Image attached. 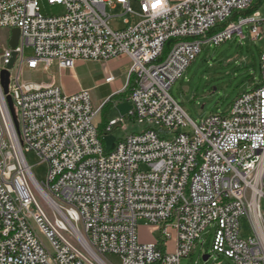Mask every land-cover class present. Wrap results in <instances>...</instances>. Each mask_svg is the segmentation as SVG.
Returning <instances> with one entry per match:
<instances>
[{"label": "built area", "instance_id": "built-area-1", "mask_svg": "<svg viewBox=\"0 0 264 264\" xmlns=\"http://www.w3.org/2000/svg\"><path fill=\"white\" fill-rule=\"evenodd\" d=\"M40 1L0 0V28L20 31L0 63L1 71L17 52L8 94L0 79V264H180L210 226L215 253L264 264V53L260 80L227 113L196 124L170 93L204 43L218 45L244 24L262 36L259 10L221 26L256 0H46L65 8L51 16ZM108 7L139 20L114 30ZM122 55L130 59L128 117L143 130L111 151L95 123L102 106L89 89L66 94L22 78L54 63L71 69ZM29 151L48 163L46 182L35 177ZM245 215L255 233L247 239L240 236ZM139 220L150 241L141 239Z\"/></svg>", "mask_w": 264, "mask_h": 264}, {"label": "rangeland", "instance_id": "rangeland-1", "mask_svg": "<svg viewBox=\"0 0 264 264\" xmlns=\"http://www.w3.org/2000/svg\"><path fill=\"white\" fill-rule=\"evenodd\" d=\"M172 3L183 0H169ZM134 11L138 12V6L133 3ZM41 12L44 15H60L65 12L63 6L50 5L46 0L40 1ZM259 11L264 15V3ZM110 14V26L114 30L124 29L129 26L125 21L128 19L130 24H134L139 17L134 14H123L121 7L116 9L107 8ZM232 21L231 19L227 22ZM250 24H244L241 32L234 33L230 39L223 41L218 45L204 43L202 50L197 58L187 68L184 75L177 79L170 88L172 97L185 109L189 118L196 124H200L212 114L227 113L233 101L241 93L251 89L260 80L261 68L260 59L264 53V32L261 37H255L250 32ZM264 31V25L262 26ZM11 30L0 28V63L3 48L9 45ZM33 55L32 48L25 49V56ZM112 68L117 74L116 81L111 84L100 83L96 88L91 89V98L95 105L106 106L101 109L95 123H102L108 113L111 116H122V112H129V105L126 97H114L111 101H104L106 94L121 81L128 80L125 73L128 68L126 61H122ZM1 69V64H0ZM22 78L25 82L44 83L50 80L51 72L24 70ZM101 82V77L97 78ZM94 81V80H93ZM96 83V82H95ZM94 83V84H95ZM72 85V83H71ZM85 86H88L85 83ZM115 100H120L121 106L115 104ZM129 109V110H128ZM128 130H121V124L114 126L110 131L105 127L101 129L100 137L106 151H111L115 144L125 135L138 133L143 130V125L136 120L127 118L125 121ZM191 128H180L177 133ZM192 131V130H191ZM175 133L170 134L173 137ZM26 159L32 166V171L40 183L46 182L49 166L43 161L35 151L26 152ZM262 211L264 213V200L262 201ZM140 237L143 241H150L152 235L149 233L146 223L139 220ZM215 229L210 226L204 231L197 240L195 247L190 254L181 259L180 264H235L232 259L213 251ZM157 237L160 232H156ZM240 236L242 238L254 237L255 233L248 217L240 218ZM46 245L49 244L46 241ZM209 258L204 260V256Z\"/></svg>", "mask_w": 264, "mask_h": 264}, {"label": "crops", "instance_id": "crops-1", "mask_svg": "<svg viewBox=\"0 0 264 264\" xmlns=\"http://www.w3.org/2000/svg\"><path fill=\"white\" fill-rule=\"evenodd\" d=\"M122 61H126L128 64L127 71L125 73V76H128L129 73V67H130V59L126 55H122L116 59L107 61V62H100V61H77L75 66L71 69H61L59 66L54 63L51 65V67L47 71L43 72H51V78L49 81L44 83H39L42 86H59L61 90L66 94H73L76 93L82 89H94L99 85L100 83H106L111 84L116 81L117 74L114 72V69L112 68L113 65H116ZM112 74L115 76V80L111 83H107L105 81V78ZM101 77V82L97 83V78ZM94 80V81H93ZM128 80L121 81L120 83H117L116 86H114L108 94H106L104 101L108 99L111 101L114 97H126L127 104L129 105V109L131 107V103L128 100V93L123 91V87L127 84ZM96 82V83H95ZM72 83V85H71ZM85 83H87L88 86H85ZM95 83V84H94ZM115 104L118 106H121L120 100H115ZM128 109V110H129ZM122 116L125 117V120L128 117V111L122 112ZM121 116L115 115L111 116L110 113L107 114L105 119L102 121V123H97L99 130L101 132V129L106 126V124L109 122V120L117 119ZM131 119V118H129ZM118 124H121L120 128L123 131H127L128 127L127 125H123L122 123H117L114 126H117ZM113 126V127H114ZM132 134V133H131ZM129 135V134H127ZM127 135H125L122 139H124ZM120 139V140H122ZM119 140V141H120Z\"/></svg>", "mask_w": 264, "mask_h": 264}, {"label": "water", "instance_id": "water-1", "mask_svg": "<svg viewBox=\"0 0 264 264\" xmlns=\"http://www.w3.org/2000/svg\"><path fill=\"white\" fill-rule=\"evenodd\" d=\"M19 38H20L19 29L18 28L12 29L11 34H10L9 43H8L12 49H15L17 47ZM16 57H17V52L13 51V55H12L10 63L7 65L5 69L0 71L1 84H2L5 94H8V86L10 82L9 70L13 68ZM7 102H8L12 117H13L14 124L16 126V129L18 130V121L16 119L15 108H14V104H13V101L10 95H7ZM208 258H209L208 255L204 256V260H207Z\"/></svg>", "mask_w": 264, "mask_h": 264}, {"label": "trees", "instance_id": "trees-1", "mask_svg": "<svg viewBox=\"0 0 264 264\" xmlns=\"http://www.w3.org/2000/svg\"><path fill=\"white\" fill-rule=\"evenodd\" d=\"M263 3H264V0H256V1L253 3V5H252L251 8H249V9H247V10H245V11H241V12H234L230 19H231V20H236V19H238L239 16H244V17L250 16V15H252L254 12L258 11L259 8H260V6H261ZM230 19H229V20H230ZM228 23H229V22L226 21V22H224L221 26L224 27V26L227 25ZM167 50H168V47L166 48L165 53L167 52ZM108 101H109V100H108ZM105 106H106V104H104V105L102 106V109H103Z\"/></svg>", "mask_w": 264, "mask_h": 264}]
</instances>
